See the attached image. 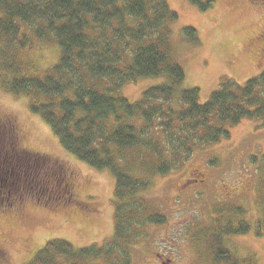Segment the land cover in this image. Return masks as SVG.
<instances>
[{
  "label": "trees",
  "instance_id": "trees-1",
  "mask_svg": "<svg viewBox=\"0 0 264 264\" xmlns=\"http://www.w3.org/2000/svg\"><path fill=\"white\" fill-rule=\"evenodd\" d=\"M212 3L208 0L201 8ZM179 18L167 0H0V88L27 96L30 108L69 153L115 178V225L109 242L75 247L56 238L26 264H132L133 249L143 242L145 228L164 225L167 217L150 210L151 203L142 197L151 187L150 177L137 176L134 163L129 169L133 155L124 152L142 150L150 161L139 157L142 165L135 162L144 172L166 175L182 168L199 148L230 138L232 128L244 120H262L264 126V70L243 83L221 78L204 103L200 87L186 86L187 72L172 56L173 26ZM182 31L188 41L199 42L196 28ZM50 38L58 42L60 56L41 72L25 53L34 40ZM151 77L164 80L135 102L120 93L126 83ZM101 82L109 84L102 89ZM12 129L22 132L17 123L8 127L9 133L0 130V154L9 164L8 172L11 169L18 183L23 182L30 198L71 203L75 188L64 165L49 166V157L23 147ZM260 160L264 169V155L250 158L252 164ZM52 170L57 179L66 178L69 192ZM7 195L0 197V208L19 203L11 192ZM226 210L244 213L243 207H222L206 233L216 263L238 264L223 235L247 234L252 225L244 218L224 216ZM254 230L264 236V221Z\"/></svg>",
  "mask_w": 264,
  "mask_h": 264
},
{
  "label": "rangeland",
  "instance_id": "rangeland-1",
  "mask_svg": "<svg viewBox=\"0 0 264 264\" xmlns=\"http://www.w3.org/2000/svg\"><path fill=\"white\" fill-rule=\"evenodd\" d=\"M167 1L180 17L173 26L172 56L187 72L186 86L200 87L201 102L210 98L221 78L243 83L264 70V20L256 8L239 0H213L206 10L201 6L208 0ZM188 26L197 29L198 43L184 37L182 29ZM60 52L54 38L34 40L25 59L36 70L45 72L58 60ZM162 80L151 77L126 83L120 93L135 102L143 91ZM107 84L101 82L100 87ZM7 116L19 120L23 147L46 154L52 168L58 163L64 165L73 182L75 198L70 196L71 203L58 205L46 204L45 198H30L23 182L18 183L11 169L8 172L9 164L3 156L0 186L5 189L0 197L11 192L27 206L21 215L12 206L0 208V248L5 251V260H0V264H26L42 246L56 238H64L75 247L109 242L115 225L112 173L97 171L69 153L46 121L30 108L27 96L0 88V118ZM1 148L3 153V144ZM124 155L136 158L129 159L128 167L134 163L137 176L150 177L151 187L142 194L151 203L150 210L167 217L164 225L145 228L143 242L133 249L132 264H218L206 231H212V217L220 216L222 207L236 206L244 208L243 215L226 210L224 216L247 219L252 229L243 235H223L225 246L238 264H264V236L258 237L254 230L258 222L264 221V169L260 167L261 160L256 164L250 161L253 155L260 159L264 155L262 120L242 121L232 128L230 138L199 148L182 168L170 174L144 172L139 157L150 160L142 150H127ZM52 175L57 179L56 172ZM57 180L70 191L66 178ZM20 194L25 200L18 197ZM158 253L172 261L162 262Z\"/></svg>",
  "mask_w": 264,
  "mask_h": 264
},
{
  "label": "flooded vegetation",
  "instance_id": "flooded-vegetation-1",
  "mask_svg": "<svg viewBox=\"0 0 264 264\" xmlns=\"http://www.w3.org/2000/svg\"><path fill=\"white\" fill-rule=\"evenodd\" d=\"M240 3L247 5V6H252L254 8H256V10H258V13L263 16V20H264V0H239ZM18 124L19 130H20V122L19 120L14 117V116H7L6 118H0V130H4V129H8V127H12L15 124ZM13 132L15 131V133L17 134V138L20 139L22 138L23 134H21V130H20V135L18 133V131L16 129H12ZM7 132L9 133V131L7 130ZM11 150V149H10ZM9 150H7L8 152ZM11 152H13V150H11ZM0 158H2V155L0 154ZM2 163V162H1ZM0 163V164H1ZM1 173V172H0ZM25 176V175H24ZM25 187V186H24ZM25 190H27V188H25ZM13 205V207L16 210V214L21 215L25 210H23L27 205L22 203V202H12L11 206ZM5 251L3 249L0 248V260H5ZM157 258L161 259L162 262H171L172 258L171 257H165L162 254L158 253L157 254Z\"/></svg>",
  "mask_w": 264,
  "mask_h": 264
}]
</instances>
